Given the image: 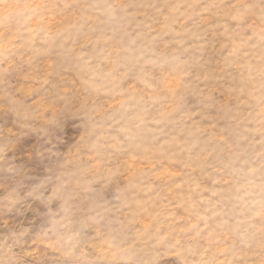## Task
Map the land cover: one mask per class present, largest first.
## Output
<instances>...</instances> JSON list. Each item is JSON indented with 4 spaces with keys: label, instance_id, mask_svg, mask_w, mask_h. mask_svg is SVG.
<instances>
[{
    "label": "clouds",
    "instance_id": "obj_1",
    "mask_svg": "<svg viewBox=\"0 0 264 264\" xmlns=\"http://www.w3.org/2000/svg\"><path fill=\"white\" fill-rule=\"evenodd\" d=\"M0 264H264V0H0Z\"/></svg>",
    "mask_w": 264,
    "mask_h": 264
}]
</instances>
